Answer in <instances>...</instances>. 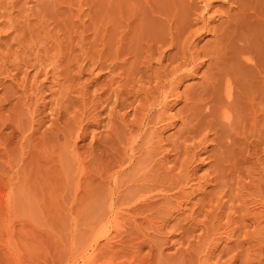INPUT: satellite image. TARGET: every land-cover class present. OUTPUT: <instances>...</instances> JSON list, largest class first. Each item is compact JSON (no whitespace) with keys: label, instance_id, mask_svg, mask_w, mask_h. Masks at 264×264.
<instances>
[{"label":"rangeland","instance_id":"374dc122","mask_svg":"<svg viewBox=\"0 0 264 264\" xmlns=\"http://www.w3.org/2000/svg\"><path fill=\"white\" fill-rule=\"evenodd\" d=\"M191 1L201 11V0H0V264H264L260 106L256 158L245 162L240 145L234 158L238 174L219 173L216 184L209 153H200L202 162L191 165L196 177L182 184L183 148L193 142L182 143V99L174 103L170 98L171 108L154 126L148 146L143 145L147 138L135 145V133L119 124L122 114L131 121L138 103L117 108L113 118L108 115L111 101L95 99H104L109 85L111 90L118 86L111 80L129 67L133 45L161 26V15L181 18ZM226 1L213 3L212 27L229 13ZM212 41V34L204 35L198 47ZM261 51L264 56V47ZM203 69L177 92L197 86ZM140 170L149 172L148 180L165 182L168 191L141 192L138 186L147 179L139 178ZM165 171L176 180L168 182ZM142 197L153 205L136 204Z\"/></svg>","mask_w":264,"mask_h":264},{"label":"bare ground","instance_id":"6f19581e","mask_svg":"<svg viewBox=\"0 0 264 264\" xmlns=\"http://www.w3.org/2000/svg\"><path fill=\"white\" fill-rule=\"evenodd\" d=\"M201 1L203 4L202 7L200 8L201 11L196 7L195 4H192L191 1L189 3L187 11H183L181 18L179 17L178 19H175L174 18L175 16L170 17V16L161 15L163 19L162 21L159 20V22H161L160 23L161 26H158L155 29L153 28L154 30L152 29L153 31L149 34V37L147 39L145 38L146 40L140 38L134 45L132 44L134 49L132 52L133 55L129 57L131 61L129 63L127 62L129 67L126 70L120 69V72L116 74L117 78L115 77L113 78V80H111V82L114 83V85H118V86L112 90L111 88H109L110 85L107 87L108 89L105 88L104 90L105 93H107V95L104 97V99H101L98 96L95 97V99H97L99 102L104 101L107 102L108 104V101H111V106L108 115L113 116V118H116L117 113H119L120 110H124L125 107L126 109L127 107L128 108L130 107L129 109H131V106L133 107V104L138 103V105L134 107L132 110L133 118L131 119V121L126 122L125 118L127 115L122 114L119 115V120H120L119 124L120 123L123 124V126H121L122 128L124 127L123 131L124 130L126 131L127 129L128 132L135 133L134 139H132L134 140L135 145L140 144V142H143V139L147 138V140L143 142V145H147V146L151 145L149 143L152 140V135L155 134V133L152 134L151 132L152 130L153 132L156 131L154 129H156L157 126L156 127L154 126L157 125V123H159V121H161V119L164 118L169 108H171L169 101L174 98L173 100L175 103L181 101L182 99L184 102L183 104L184 106L182 107L184 118L181 119L182 126L184 128L181 135V139L183 141L182 143L193 141L192 143H190L191 144L190 146L185 145L183 148L184 153L186 154V157H183V160L184 158L186 159L183 162L181 161L180 165L181 168L183 169L182 172L184 173L183 176L184 179L182 180V178H180L179 176L180 174H178L180 181L182 180L181 181L182 184L184 182L186 183L187 180L192 179L193 176H195L194 175L195 167L194 166L192 167L191 165L193 162L199 161L201 159L200 158L198 160V155L200 153H209L207 159L208 160L212 159V160L211 163H209L208 169L210 172L213 171V174L216 173V176L213 175L211 180L214 181V183L216 184H220L221 183L219 182L221 179L220 174L226 172V174L229 175L237 171L234 169L235 168L234 166H236L234 158L238 150H240L239 149L240 145L242 146L241 149L242 154L244 153L245 155V162L248 161L247 163H250L251 160L253 158H256V156L258 155L259 152L257 150H259L258 147L261 144L260 134L258 135V133L256 132L257 131L256 120H257V115H259L257 114L258 106H260L259 108L263 109L261 110L258 108V110L264 112V68H263L264 56H261L262 55L261 47L262 48L264 47V34L261 35L260 32L261 30L259 31L258 29V27L259 28L261 27V29L264 30V0H227L226 2H229L231 4V7H229L230 9L228 10L229 13L225 12L228 13L227 15L223 14L226 15L225 20L223 19L224 21L219 23L215 27L211 26L212 22H214L213 21L214 18L213 15L211 16L210 14L211 12L209 13L213 3H215V0H201ZM176 9L179 11V8ZM231 10H234V12L232 11L231 13L230 12ZM148 25L150 26V28H152L150 24ZM194 26H196L197 28L194 29ZM126 28L127 29L129 28V24H127ZM208 34L210 35L212 34L213 41L211 43H205L203 46L198 47L199 40L202 38V36ZM139 36H141V34ZM130 39L132 40V37ZM142 41L144 42L146 41L145 42L146 48H144ZM34 58H36L35 55ZM125 63L126 61H123L122 65H127V63L126 64ZM118 64H121V62L117 63V65L115 66L113 65L114 70H117V68L119 69V67H117ZM8 66L10 65L8 64ZM202 67H204V69L201 72V77H200L201 82L195 87L190 86V89H187L188 87H186L187 90H184L183 92H181V94H179V92H177L179 85L184 80H186V78H196L198 71H200ZM115 79H118L119 81L116 82ZM121 82L123 83L120 84ZM119 84L121 86H119ZM35 90L37 91L36 94H39V87L36 88ZM131 98L132 101L129 102V99ZM138 98H140V100ZM117 108H119V111L116 112ZM260 121L262 120L260 119ZM79 132H81V130ZM84 132L85 131H83V134ZM160 132H162L161 129ZM156 135L158 134L156 133ZM209 137L211 138L208 140ZM130 143L129 145L130 147H132L133 143L131 140ZM73 144L75 145V143ZM179 144L181 143L179 142ZM212 145L213 148L209 150L208 148ZM113 146L115 145L113 144ZM138 147H140V145ZM144 147L145 149H147L146 146ZM135 149L137 148L135 147ZM135 149L133 150L134 153L137 152L135 151ZM109 152L111 151H108V153ZM143 152L144 151H142V153ZM112 153H114V151ZM143 154H145L146 157V153L144 152ZM178 155L180 156V154ZM147 156H150V154L148 155L147 153ZM112 157H114V155H112ZM202 160H200V162H202ZM148 161L150 162V159H148ZM200 162H198V164ZM138 166L140 165L138 164ZM143 167H145V165ZM147 168H148V163H147ZM142 169L143 168H141V170ZM157 169L159 170L160 167H158ZM157 169L156 170L153 169L155 173L157 172ZM141 170L139 172L140 173L139 178L142 179L141 178L142 176L144 178V181H146V179L149 176H147V178L144 176L146 174L149 175L148 173L151 172L149 171L151 170V168H148L147 171L149 172L143 175L142 173L144 171ZM158 173H160V171ZM166 175L168 176L169 173L166 172L165 177ZM151 176L153 175L151 174ZM224 176L223 179L225 178ZM158 178L161 179V177H159V174H158ZM148 179L146 182H144V184L140 185V187L137 184H135L138 186L139 190L141 189L140 190L141 192L143 193L148 192L150 194V192L152 191L154 192V190L159 187L160 188L162 187L163 190L165 189L167 190L168 187L164 185L165 182L164 184H159L158 182L160 181L157 182L155 180V177H152L150 180ZM170 180H171V176L168 182ZM172 180H176V179H172ZM162 181H165L164 177ZM223 181L226 180L224 179ZM135 182L137 183L139 181L135 180ZM226 182L228 183V180ZM169 184L171 186V182ZM172 184L173 185L175 184L174 181ZM221 185L223 187V183ZM227 185L224 187L228 189L229 186L227 187ZM137 186H135V188ZM176 187L177 186H175V189ZM217 187L219 186L217 185ZM218 191L220 192V190ZM222 191L224 193V190L221 189V192ZM156 194H154V196H156ZM146 197H148V195ZM146 197H142L140 199L137 198L138 200L136 204H139L141 206L142 205L146 206L149 203L152 204L151 201L149 202L148 200L150 196L148 198ZM150 199H152V197ZM138 202H141V204ZM136 206L138 207V205Z\"/></svg>","mask_w":264,"mask_h":264}]
</instances>
